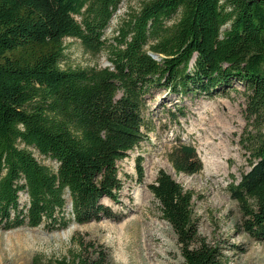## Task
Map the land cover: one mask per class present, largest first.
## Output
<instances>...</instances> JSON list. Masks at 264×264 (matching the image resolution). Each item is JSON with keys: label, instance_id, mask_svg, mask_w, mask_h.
I'll use <instances>...</instances> for the list:
<instances>
[{"label": "trees", "instance_id": "16d2710c", "mask_svg": "<svg viewBox=\"0 0 264 264\" xmlns=\"http://www.w3.org/2000/svg\"><path fill=\"white\" fill-rule=\"evenodd\" d=\"M121 1L0 0V229L114 218L101 201L117 200L118 162L146 139L151 90L228 96L240 91L238 83L246 100L241 143L255 161L229 189L243 214L241 228L264 242V0H144L108 46L105 31ZM67 38L93 53L108 48L111 66L63 67ZM169 160L177 173L202 169L191 145H175ZM149 190L184 264H227L199 233L193 191L164 171ZM20 193L28 197L24 206ZM109 263L104 245L84 240L70 255L37 254L31 262Z\"/></svg>", "mask_w": 264, "mask_h": 264}, {"label": "rangeland", "instance_id": "374dc122", "mask_svg": "<svg viewBox=\"0 0 264 264\" xmlns=\"http://www.w3.org/2000/svg\"><path fill=\"white\" fill-rule=\"evenodd\" d=\"M143 1H121L105 31L108 46L115 42L122 21ZM64 42L63 67L111 66L108 48L93 53L77 39L67 38ZM233 86L240 91L231 90L228 96L176 94L165 87L153 88L144 112L146 139L118 162L122 189L117 200L101 201L115 217L83 225L72 221L57 229L47 224L0 229V264H31L37 254L45 258L67 256L78 250V240L104 245L110 252L109 264H184L177 237L162 219L159 203L149 190L159 171L195 193L193 212L199 233L220 249L227 264H264V242L241 228L243 214L229 189L241 181L255 161L241 143L246 127L244 87L238 83ZM179 143L195 147L202 163L198 173L187 175L173 168L169 155ZM35 156L46 166H58L37 153ZM138 158L142 159L141 181ZM19 202L21 206L27 204L25 193H20ZM65 209L69 217V197Z\"/></svg>", "mask_w": 264, "mask_h": 264}, {"label": "water", "instance_id": "95a60500", "mask_svg": "<svg viewBox=\"0 0 264 264\" xmlns=\"http://www.w3.org/2000/svg\"><path fill=\"white\" fill-rule=\"evenodd\" d=\"M151 55H152V57H153L154 59L159 60L157 55H155V54H151ZM193 60H194V59H193Z\"/></svg>", "mask_w": 264, "mask_h": 264}, {"label": "bare ground", "instance_id": "6f19581e", "mask_svg": "<svg viewBox=\"0 0 264 264\" xmlns=\"http://www.w3.org/2000/svg\"><path fill=\"white\" fill-rule=\"evenodd\" d=\"M150 171H151L150 169H148V170H147V176H149V174H150Z\"/></svg>", "mask_w": 264, "mask_h": 264}]
</instances>
